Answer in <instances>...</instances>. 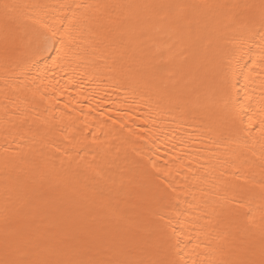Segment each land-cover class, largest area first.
<instances>
[{"label": "snow or ice", "instance_id": "snow-or-ice-1", "mask_svg": "<svg viewBox=\"0 0 264 264\" xmlns=\"http://www.w3.org/2000/svg\"><path fill=\"white\" fill-rule=\"evenodd\" d=\"M0 12V63L6 70L22 50L30 61L41 58L57 64L74 57L86 43L93 62L101 60L129 80H144L151 73V86L168 90L178 88L181 81L173 68L157 69L154 62L174 66L177 56L187 62L185 49H193L198 66L214 65L205 99L215 103L219 97L221 110L231 116L235 142L259 161L261 175L257 181L251 165L233 163L232 172L221 173L231 179L216 178L208 190H201L210 199L196 201L193 196L189 200L190 190L178 186L167 161L121 166L112 156L111 145L92 133V158L77 163V168L88 172L83 181L80 172L64 167L63 160L57 166L40 152L26 161L27 182L5 186L0 264H264V104L249 113L231 99V77L250 55L255 29L264 32V0L259 5L215 0L23 6L5 2ZM222 20L237 25L226 41L230 47L221 46L217 38ZM20 26L22 36L17 32ZM260 57L264 64V49ZM50 99L39 95L41 102ZM32 110L21 113L19 128L27 124L26 134L41 143L57 136L65 147L88 142L84 129L50 121L39 113L32 116ZM56 150L60 151L59 145Z\"/></svg>", "mask_w": 264, "mask_h": 264}, {"label": "bare ground", "instance_id": "bare-ground-1", "mask_svg": "<svg viewBox=\"0 0 264 264\" xmlns=\"http://www.w3.org/2000/svg\"><path fill=\"white\" fill-rule=\"evenodd\" d=\"M5 2L23 6L116 3L119 0H0V4ZM215 2L259 5L261 0ZM21 11L29 14L28 9L22 8ZM52 15L57 13L53 12ZM240 23H244V20L241 19ZM2 27L0 12V29ZM235 27L237 25L222 20V30L217 37L221 46H231L226 41L234 35ZM17 32L22 36L23 27L20 26ZM262 37L264 32L257 27L250 43V55L244 57L236 74L231 77L234 85L231 99L249 113L258 111L264 104V64L260 57L264 49ZM161 39L168 38L163 36ZM142 47L147 50V45ZM193 51L185 49L189 60L185 62L177 56L174 66L154 62L157 69L173 68L176 79L181 81L178 88L168 90L152 87L149 83L151 73L144 80H129L110 71L103 61L93 62L86 43L64 63L53 64L41 58L30 61L23 50L7 70L0 63V215L5 206V186L17 180L27 182L26 161L37 158L40 152L53 158L57 166L63 160L64 167L70 166L73 171L80 172L79 179L83 181L88 172L82 166L77 168V163L91 160L95 148L91 144L92 133L106 145H111L112 156L121 166L133 161L147 163L154 160L159 165L167 161L178 186H186L190 190L186 197L189 200L193 196L196 201L210 199L201 190H208L216 178L231 179L227 175L221 177V173L232 172L234 169L230 165L233 163L251 165L250 171L259 181V161L235 142L237 136L233 132L231 116L221 110L219 97L215 103L205 99L208 85L215 75L214 65L205 62L203 66H198ZM69 80L73 83L69 84ZM34 92L37 93L35 97ZM40 94L51 99L41 102ZM198 94L199 103L196 102ZM25 100L35 103H23ZM26 109H33L32 116L39 113L50 121H62L65 125L84 129L89 136L88 142L83 146L65 147L66 142L57 136L48 144L41 143L31 133L26 134L27 124L23 129L19 128L20 115ZM13 124L17 128L13 129ZM5 129H9V132L6 133ZM56 145L60 146V151L56 150ZM61 152L65 154L61 155ZM138 152L140 155H137ZM6 160L9 161L7 165ZM177 171L180 175H176ZM255 191L258 192L259 188L256 187ZM181 208L189 210L186 205Z\"/></svg>", "mask_w": 264, "mask_h": 264}]
</instances>
